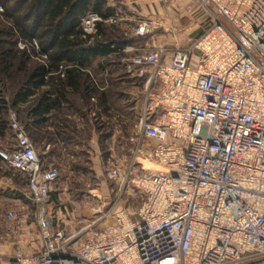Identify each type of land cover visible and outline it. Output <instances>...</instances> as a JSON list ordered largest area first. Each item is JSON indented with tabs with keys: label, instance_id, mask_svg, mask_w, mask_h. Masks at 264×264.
I'll list each match as a JSON object with an SVG mask.
<instances>
[{
	"label": "built area",
	"instance_id": "obj_1",
	"mask_svg": "<svg viewBox=\"0 0 264 264\" xmlns=\"http://www.w3.org/2000/svg\"><path fill=\"white\" fill-rule=\"evenodd\" d=\"M197 1L211 19L186 45L119 58L144 96L131 162L108 175L118 196H142L134 213L115 200L79 214L76 202L59 217L50 198L58 169L9 114L14 141L0 160L26 177L38 246L17 247L6 264H264V0ZM100 20L88 12L83 32ZM14 220L8 210L7 229Z\"/></svg>",
	"mask_w": 264,
	"mask_h": 264
},
{
	"label": "rangeland",
	"instance_id": "obj_2",
	"mask_svg": "<svg viewBox=\"0 0 264 264\" xmlns=\"http://www.w3.org/2000/svg\"><path fill=\"white\" fill-rule=\"evenodd\" d=\"M11 4L10 2L8 5ZM14 4L13 6H15ZM0 7L2 10L3 5ZM177 7V19L173 22V44L178 42L180 45H186L190 39L207 28L211 18L197 0H178ZM1 10L0 13L3 11ZM125 30L130 34L134 30V25H127ZM17 47L27 49L33 62L40 61V57L36 55V42L31 47L23 41H17ZM122 68L116 67L112 72L101 70L93 75L98 89L106 90V94L109 96L105 103L100 104L99 100L85 102V100L79 99V95L73 96L75 98L74 111L77 114L81 113L82 117L89 116L94 136H92L93 141L90 148L83 142L78 148L55 150L49 155V161L53 160V163L48 161L49 166L56 167L59 173L50 194L54 210L59 212V217L66 214L63 206L67 210L74 207L73 204H69L70 200L77 202L79 214L87 215L90 214L93 207L103 210L115 200H117L118 207L127 208L129 212L134 213L142 202V196L131 188L123 189L121 195L118 196L119 185L108 175L111 168L123 169L131 162L130 149L133 144L130 137L133 135L144 96L142 82L128 75L125 68ZM16 81L17 79L9 81L4 86L0 84V88L9 104L8 114L14 112L17 120L24 126L25 114L29 116L32 99L26 103L12 105V97L18 87V83L15 84ZM114 92L116 94L112 95ZM27 127L30 138L36 142L37 150L40 149L41 125L35 127L30 123ZM13 141V132L8 130L0 138V146H10ZM145 163V168L151 167L150 160ZM6 177H12L18 189L22 190L21 193L17 192L16 196L21 197L20 195L23 193V197L20 198L23 205L19 206L17 210H12L15 215L13 224L18 227L17 231H13L12 234L6 230L5 212L0 213V222L5 230L2 231L5 237L0 238V264H6L17 247L28 253L32 251V246H38L35 206L24 195V177L0 161L1 195H8L10 191L6 185ZM64 222L73 229L76 228L68 216L64 217ZM20 223L23 225L19 226Z\"/></svg>",
	"mask_w": 264,
	"mask_h": 264
},
{
	"label": "trees",
	"instance_id": "obj_3",
	"mask_svg": "<svg viewBox=\"0 0 264 264\" xmlns=\"http://www.w3.org/2000/svg\"><path fill=\"white\" fill-rule=\"evenodd\" d=\"M10 2L12 4L8 5ZM0 5H3L0 13V84L4 86L17 79L13 106L32 99L29 116L25 114L24 118L25 130L30 125V116L34 118L31 123H41L42 113L62 103L74 109V95H79L85 102H106V90L98 89L93 75L101 70L112 72L116 67L122 68L119 65L123 55L121 48L131 42L104 34L102 22L113 15L106 0H0ZM90 11L101 17L92 36L83 32L80 22ZM17 41L31 47L36 42V55L40 61L33 62L27 49L17 47ZM43 85L49 87L42 90ZM8 110L9 104L0 88V138L10 130ZM43 163L48 166L44 160ZM15 171L24 177L26 188V177ZM22 195L17 197L22 198Z\"/></svg>",
	"mask_w": 264,
	"mask_h": 264
},
{
	"label": "crops",
	"instance_id": "obj_4",
	"mask_svg": "<svg viewBox=\"0 0 264 264\" xmlns=\"http://www.w3.org/2000/svg\"><path fill=\"white\" fill-rule=\"evenodd\" d=\"M177 5L178 0H106V6L113 9V15L102 22L103 32L112 37L131 40L130 43L121 48V50L125 47L134 49L131 52L121 51L126 57L144 48H152L158 45L172 46L173 22L177 19ZM140 23L147 24L146 31L138 32L137 27ZM127 25H134V30L130 34L126 33L125 27ZM48 87V85H43L41 89L45 90ZM72 98L75 103V98ZM79 99L81 100V98ZM42 117L41 123L32 124L35 127L41 125L42 138L38 151L43 153V160L48 166L49 162L53 163V160L49 161V155L55 150L75 149L83 142L89 148L91 147L94 130L90 125L89 116L82 117V114H77L73 107L69 109L62 103L61 106L42 113ZM33 119L31 116L28 117V122L31 123ZM26 132L28 134L27 130ZM62 136H66V138L64 139ZM31 140L37 149L36 142ZM47 145L49 147L46 149ZM6 180V185L10 191L8 195L0 194V213L17 210L19 206L23 205L20 198L16 196V193H21L22 190L18 189L12 177H8ZM69 202V204H76L74 200ZM22 225V223L19 224V226ZM17 228V225L13 224L11 229L6 228V230L12 234L13 231H17ZM0 230V232L5 231L1 222ZM3 232L0 234V238L5 237Z\"/></svg>",
	"mask_w": 264,
	"mask_h": 264
},
{
	"label": "bare ground",
	"instance_id": "obj_5",
	"mask_svg": "<svg viewBox=\"0 0 264 264\" xmlns=\"http://www.w3.org/2000/svg\"><path fill=\"white\" fill-rule=\"evenodd\" d=\"M150 166L153 168V167H155V165L153 164V163H150Z\"/></svg>",
	"mask_w": 264,
	"mask_h": 264
},
{
	"label": "water",
	"instance_id": "obj_6",
	"mask_svg": "<svg viewBox=\"0 0 264 264\" xmlns=\"http://www.w3.org/2000/svg\"><path fill=\"white\" fill-rule=\"evenodd\" d=\"M234 32V31H233ZM261 62H263L261 59H260Z\"/></svg>",
	"mask_w": 264,
	"mask_h": 264
}]
</instances>
